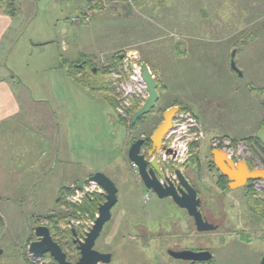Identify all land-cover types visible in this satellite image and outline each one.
I'll list each match as a JSON object with an SVG mask.
<instances>
[{
	"label": "rangeland",
	"instance_id": "rangeland-1",
	"mask_svg": "<svg viewBox=\"0 0 264 264\" xmlns=\"http://www.w3.org/2000/svg\"><path fill=\"white\" fill-rule=\"evenodd\" d=\"M15 3L9 32L14 47L5 59L11 84L25 99L21 112L57 117L48 121L50 134L56 133L69 151L63 155L62 149L60 159L74 160L69 167L59 166L57 173H82L85 181L100 171L117 188V204L94 249L110 252V264H160L166 262L165 249L177 246L209 251L211 264H260L264 189L257 191L256 203L245 187L220 189L210 141L227 139L233 151L243 146L246 151L237 160L252 169L264 168V153L254 139L264 125V0H105L85 25L70 21L77 12L74 0ZM233 53L241 77L230 67ZM126 54L129 67L146 66L159 89L164 85L167 91L160 90L164 96L132 130L120 122L127 123L117 115L105 84L108 69L125 63L120 56ZM84 58L98 70H84L80 77L85 82L79 84L70 73ZM169 101L186 108L179 112H189L204 133V139L191 146L183 173L197 191L206 220L218 226L214 232L194 231L191 220L169 198L158 199L144 187L127 159L131 141L141 134L149 139ZM63 186L47 179L42 187L48 188L40 195L0 201V264H27L25 258L31 263L27 247L36 240L34 229L44 225L50 231L51 223L40 217L55 212L65 218L52 240L62 246L67 261H77L73 238L65 233L76 214L55 203ZM94 198L104 202V196ZM86 214L92 219L97 212ZM139 224L146 236L133 229ZM140 238L147 239V245L135 241Z\"/></svg>",
	"mask_w": 264,
	"mask_h": 264
},
{
	"label": "water",
	"instance_id": "water-1",
	"mask_svg": "<svg viewBox=\"0 0 264 264\" xmlns=\"http://www.w3.org/2000/svg\"><path fill=\"white\" fill-rule=\"evenodd\" d=\"M234 53L230 62L231 69L239 76L242 73L237 70L234 60ZM95 72V69H93ZM141 77L146 84L148 98L144 105L135 111L130 120L129 129H132L136 122L148 115L158 101L157 83L148 71L146 66L141 67ZM178 107H172L164 111L161 115V123L154 129L149 137L151 144L150 149L146 152V156L140 154L141 148L145 141L137 139L134 141L127 152V159L133 163L140 176V180L147 190H151L158 199L170 198L173 204L181 210L186 211L188 217L193 220V225L197 233L214 232L218 226L207 222L200 211L201 200L197 196L196 190L187 182L184 176L176 171L179 186L174 187L171 183L168 186H162L155 176L157 165L153 160L149 163V158L154 152L158 153L161 149L162 142L165 136L172 128V121L178 113ZM256 139L264 145V125L261 126L256 134ZM213 165L220 172L221 176L227 179L228 188L236 190L244 187L249 181H261L264 185V168L259 167L250 170L244 161H239L236 164L228 159L223 151L212 150L210 152ZM150 164L151 168L147 170ZM89 181L96 182L103 188L104 202L98 206L97 217L90 232L87 234L83 242L76 238L75 230L72 229V244L79 253V258L76 262L67 261L66 254L61 247L52 240L50 231L45 226H37L34 229L36 240L29 243L27 252L35 258H40L44 255H49L56 264H109L111 254L100 253L94 249L96 240L100 237L103 227L111 219V210L117 204V188L114 183L102 173H95L88 178ZM84 181H80L76 185V189H81ZM3 251L0 249V255ZM168 254L178 260L192 261L197 263L209 262L212 255L209 251H169ZM260 264H264V256L261 258Z\"/></svg>",
	"mask_w": 264,
	"mask_h": 264
},
{
	"label": "crops",
	"instance_id": "crops-1",
	"mask_svg": "<svg viewBox=\"0 0 264 264\" xmlns=\"http://www.w3.org/2000/svg\"><path fill=\"white\" fill-rule=\"evenodd\" d=\"M11 1L15 11V0ZM62 2L69 4L70 0H62ZM97 2L100 8L105 4V0ZM11 9L0 0V201H16L23 195H27V199L31 195H40L48 188L42 187L47 179L55 184L58 181L66 184L59 189L77 185L83 179L82 173L66 174V170L62 173L56 172L59 166L63 169L64 166L69 167V162L74 161L73 157L60 159L62 149L63 155L68 154L69 151L61 146V140L56 133L50 134L51 123L48 121L58 120L57 117L21 112L20 104L24 103L25 99L14 90L11 84L13 76L7 66L8 60L5 59L8 51L14 47L12 36L9 35L14 14ZM77 9L78 2L76 11ZM164 87L162 85V88L157 90L158 99L167 92L163 90ZM173 105L174 101H169L165 110L174 107ZM160 123L161 121L155 127ZM98 172L101 173L97 171L94 174ZM92 175L89 174L88 178ZM61 177L67 179L61 182ZM14 210L17 209L14 207Z\"/></svg>",
	"mask_w": 264,
	"mask_h": 264
},
{
	"label": "built area",
	"instance_id": "built-area-1",
	"mask_svg": "<svg viewBox=\"0 0 264 264\" xmlns=\"http://www.w3.org/2000/svg\"><path fill=\"white\" fill-rule=\"evenodd\" d=\"M62 1V0H57ZM78 2L77 13L70 19L74 25L89 24L95 15L96 11L93 5L97 0H75ZM10 3V0H8ZM130 54H126L123 59L125 63L114 65L113 69H108L105 76V84L110 92V97L115 101V111L117 115L126 120L129 124L131 116L135 109H140L148 98L146 84L141 77V68H136L135 65L129 67L126 62ZM113 62H117L113 61ZM113 67V66H112ZM141 139H144L142 136ZM204 139V133L197 120L186 111L179 112L175 115L172 121V128L165 136L161 149L158 153L154 152L149 158V163L153 160L159 166L158 181L162 186H168L170 183L177 185L179 183L176 171L183 173L184 166L191 157V146L198 145ZM212 150L223 151L226 157L236 164L237 157L246 149L242 146L239 151L231 149V143L227 139L214 138L210 141ZM147 148L142 147L140 154L146 156ZM132 173L135 177H139L137 167L131 163ZM254 197L260 198L256 193L264 189L261 181L254 183ZM105 192L96 182L85 180L81 189H76V185L71 186V192L65 197L64 205L75 211V217L68 222V228L76 231V238L83 242L87 234L94 225V218H89L88 214L80 213L78 209L87 201H91L96 196H104ZM146 199H148L146 197ZM44 226V225H40ZM27 256L32 264H55L54 260L47 255L40 258H35L27 253Z\"/></svg>",
	"mask_w": 264,
	"mask_h": 264
},
{
	"label": "trees",
	"instance_id": "trees-1",
	"mask_svg": "<svg viewBox=\"0 0 264 264\" xmlns=\"http://www.w3.org/2000/svg\"><path fill=\"white\" fill-rule=\"evenodd\" d=\"M4 4H6V7L9 9V8H12L10 11H14V8L12 7V1L10 0V3H8V0H2ZM98 1V0H97ZM95 2V4L93 5V7L97 10L98 8V5L99 3L98 2ZM12 13V12H11ZM83 63H81V65L79 67L75 66L74 69L71 71L70 75L74 78V80H76L79 84L82 83V81L85 82L84 78H81L80 77V74L88 69L90 70L92 73L94 72L93 69L96 68L95 65L92 64V62H90L89 60H87L86 58L83 59ZM96 70H98L96 68ZM99 72V71H98ZM159 83L157 82V90H159ZM110 105L113 106V103L112 101L110 102ZM173 106H176V105H173ZM180 110H186L185 109H182V108H179ZM135 111H137V109H135ZM153 111V110H152ZM151 111V112H152ZM165 111V108L163 109V112ZM150 112V113H151ZM162 112V113H163ZM144 117L140 118L136 124L133 126L132 129H134L137 125V123H139ZM127 129H129V125H127V123H125V121H120ZM131 129V130H132ZM155 129V127H154ZM130 130V129H129ZM255 139V142L258 144L259 146V150H261L262 153H264V147H263V144H261L259 141H257L256 138ZM135 140V139H134ZM134 140L131 141V143L134 142ZM145 147H150L151 144L149 142V139L147 138L146 141H145ZM218 185L220 187V189L222 190H225L227 188V181L226 179L223 177V176H220L219 177V181H218ZM71 192V186L70 187H64L62 189H60L59 191V195H58V198L56 199V205H60L62 203H64V200H65V197ZM100 198L99 200L94 198L92 199L91 201H87L85 202L80 209L81 213H86V212H89L91 215H94V213L97 212V209H98V205L100 204ZM75 212V211H74ZM71 216V215H70ZM73 216V214H72ZM40 218H43V219H47L50 223H51V228H50V233H51V236H52V239L54 240V236L55 234L57 235V232H58V229H57V224L60 222V220H64L65 216L62 215V214H59V212H55V213H51L49 215H46V216H43V217H40ZM72 230L69 229L67 230L65 233L67 236L69 237H72ZM30 241V240H29ZM58 245L59 243L56 242ZM60 246V245H59ZM62 248V246H60ZM70 247H73L72 245H70ZM62 250L64 251V249L62 248ZM47 256H49L47 254ZM27 264H31L26 258H25ZM55 262V261H54ZM56 264V262H55ZM207 264H211V262H207Z\"/></svg>",
	"mask_w": 264,
	"mask_h": 264
},
{
	"label": "flooded vegetation",
	"instance_id": "flooded-vegetation-1",
	"mask_svg": "<svg viewBox=\"0 0 264 264\" xmlns=\"http://www.w3.org/2000/svg\"><path fill=\"white\" fill-rule=\"evenodd\" d=\"M166 111V110H165ZM150 114V113H149ZM130 124V123H129ZM128 124V125H129ZM158 126V125H157ZM156 126V127H157ZM155 127V128H156ZM131 130V129H130ZM143 135L141 134L138 138H136L134 141H136L137 139H141V137H142ZM144 140V139H143ZM144 141H146V140H144ZM132 144V143H131ZM144 145H145V143H144ZM142 146V147H145V146ZM148 149H150V147H147V151H148ZM211 152V151H210ZM239 162V161H238ZM157 165V164H156ZM248 166V165H247ZM151 168V166H150V164H148V166H147V170L148 169H150ZM248 168L250 169V170H252V168H250L249 166H248ZM184 173H186V167H185V172ZM184 173H182V175L184 176V178L187 180V177H186V175L184 174ZM155 176H156V178H157V180H158V177H160V174H159V166L157 165V171H155ZM158 176V177H157ZM139 178H140V176H139ZM226 179V178H225ZM226 181H227V179H226ZM187 182L191 185V183L189 182V180H187ZM255 182H259V181H249V182H247V184L244 186L245 187V189H246V194L249 196V199L251 200V201H253V203H256V200L254 199L255 197H254V191H252V185L255 183ZM175 188L176 187H178L179 186V183L177 184V185H174L173 183H171ZM192 187H193V185H191ZM244 187H242V188H244ZM227 188H228V182H227ZM197 192V191H196ZM145 197H147V196H145ZM147 198H149V197H147ZM170 199V198H169ZM171 200V199H170ZM172 202V201H171ZM173 203V202H172ZM174 205V204H173ZM200 211H201V213H202V216H203V218L206 220V218H205V216H204V214H203V212H202V207H201V205H200ZM184 213H185V215H186V217H188V215H187V213H186V211H184V210H182ZM190 220H191V224H192V228H193V230L195 231V228H194V225H193V220L190 218V217H188ZM207 221V220H206ZM208 222V221H207ZM46 227V226H45ZM140 227L142 228V229H140ZM48 228V227H47ZM49 229V228H48ZM134 230L136 229V232L137 231H139V232H142V233H145V235L144 236H146V229L144 228V227H142V224H139V226L137 225V226H134V228H133ZM133 229H132V231H133ZM75 233H76V231H75ZM151 236H152V234H151ZM136 242H140L141 244H144V245H147V243H148V241H147V239H139V240H135ZM158 244H159V248L161 249V247H160V241L158 240V242H157ZM177 246V245H176ZM76 250V249H75ZM169 251H172V252H179V251H194V252H196V251H207V250H204V249H189V248H178V246L175 248V249H170V248H166L165 249V252H166V257H163L165 260H166V262H163V263H160V264H177V263H179V264H207V262H205V263H197V262H192V261H183V260H178V259H175V258H173V257H171L169 254H168V252ZM77 253H78V251H77ZM104 253H109V254H111L110 252H104ZM264 256V255H263ZM262 256V257H263ZM261 257V258H262ZM78 258H79V253H78ZM112 258H113V256H112V254H111V261H110V263L112 262ZM261 261V260H260ZM209 262H211V260L209 261ZM109 263V264H110Z\"/></svg>",
	"mask_w": 264,
	"mask_h": 264
}]
</instances>
